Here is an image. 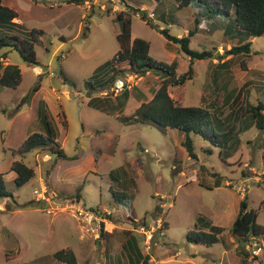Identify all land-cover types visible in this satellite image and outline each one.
<instances>
[{
    "label": "rangeland",
    "instance_id": "rangeland-1",
    "mask_svg": "<svg viewBox=\"0 0 264 264\" xmlns=\"http://www.w3.org/2000/svg\"><path fill=\"white\" fill-rule=\"evenodd\" d=\"M3 3L19 12L24 26L8 23L0 35L19 34L24 38L27 33L22 30L32 28L43 29L45 34L41 36L42 43L35 46L36 66L25 62L13 47L0 48V73L1 66L8 63L18 64L23 73L17 88L0 85V173H4L7 189L14 196L7 200L10 209H5L6 199L0 197V264H66L54 256L63 248L75 250L78 264H134L123 249L122 234L106 237L105 243L82 239L71 212L50 215L48 202L38 201L43 194L40 178L47 181L44 183L55 198L61 190L71 197L80 194L81 203L88 208L118 205L119 210L109 217L122 227L133 223L135 217L150 219L160 206L166 227L162 235L159 231L156 233L150 251L144 247L150 264H242L236 242L226 245L233 237L228 230L222 241L210 246L188 241L187 233L206 219L226 223L224 215L218 214L217 218L215 208L220 199L227 203L225 196H221L224 192L204 187L197 181L194 169L202 163L209 167V172L231 177L237 208L241 197L247 195L249 206L258 210V221L264 224V133L256 127L247 105L264 100V35L254 38H247L243 33L226 35L222 28L223 16L221 19L208 16L198 23L190 47L211 50L214 57L194 60L193 78L169 86L170 95L181 105L211 106L216 123L219 125L218 117L223 118L225 128H233L237 133L233 140L234 152L226 159L221 157L218 147L197 139V161L184 157L188 152L180 146L183 132H166L153 124H127L118 119V115L133 113L142 102L153 97L162 79L157 73L143 77L121 72L111 85L103 86L112 77L111 68L127 65L112 62L119 50L117 34L121 25L116 20L117 12L131 11L133 38L149 41L150 53L155 59L166 63L177 61L180 75L188 71L191 59L180 43L168 40L158 28L167 27L175 36L187 35L197 25L192 9L181 10L174 0H164L159 8L156 0H86L81 4L69 0H3ZM143 5L153 19L150 23L138 10ZM202 8L208 11L204 5ZM153 12L155 15L151 16ZM162 13H166L165 19ZM230 20L234 23V18ZM243 40L252 41L250 53H228ZM37 66L42 69L40 73ZM129 79L133 86L126 89L133 98L121 114V110L117 111L120 106L116 109L112 105L117 96L112 92L105 96L103 92ZM38 84L40 88L34 91ZM27 95L28 99L23 102ZM92 97L98 105L100 101L106 103L103 100L106 99L107 104L103 106L107 111L89 104ZM40 99L47 102L66 158L43 149L18 152L24 140L41 129L36 120ZM60 113L65 114L67 125ZM203 144L212 147L213 153L201 150ZM22 158L35 168L36 175L19 187L11 165ZM128 160L138 162L129 174L115 170L124 183L122 188L112 190L123 200L113 204L109 173ZM53 166L51 182L49 173ZM209 172L210 182L215 181ZM238 177L248 179L236 181ZM240 183H244L242 189ZM121 190L128 197L134 195L132 209ZM257 244L264 246L263 242ZM248 249L251 258H262V251L254 253L252 244ZM256 261L255 264H264V260Z\"/></svg>",
    "mask_w": 264,
    "mask_h": 264
},
{
    "label": "trees",
    "instance_id": "trees-1",
    "mask_svg": "<svg viewBox=\"0 0 264 264\" xmlns=\"http://www.w3.org/2000/svg\"><path fill=\"white\" fill-rule=\"evenodd\" d=\"M158 2L157 8L160 7L164 0H156ZM81 4L86 0H69ZM178 3V7H190L196 15V28L192 29L185 36H175L170 33L167 27L158 28V31L163 34L168 40L180 43L182 50L189 55L191 64L188 71L178 74L177 61L166 63L152 57L150 50L151 44L144 38L132 37V12L123 9L117 12L116 20L120 22L121 30L117 34L119 42V50L114 55L112 62L127 63V67L119 68L118 65L111 68L112 77L108 78L103 86L111 85L112 82L119 77L121 72L129 71L137 76H146L148 72L157 73L161 79L160 86L154 91L153 97L149 101H144L136 110L129 115H120L118 119L127 124L143 122L153 124L163 130L168 128L177 129L184 133L182 146L189 153L190 157L199 160L196 140H203L210 142L220 149L221 157L232 155L233 140L236 131L233 128L227 129L223 125L225 119L218 117L219 125L214 118V109L211 106L198 105H181L175 102L169 92V86H177L185 83L188 79L193 78L194 70L193 63L196 59L213 58V52L205 49L202 51L194 50L190 47L192 36L197 33L198 23L200 20L210 16L225 19L222 28L226 35L237 36L244 34L247 38H254L264 35V0H174ZM176 5V4H174ZM202 5L208 10L202 8ZM134 10V9H132ZM142 11V16L147 18L150 23L153 19L149 17V13L145 9H138ZM165 14L162 17L165 19ZM19 17V13L14 8L7 6L0 0V31L7 27L8 23L16 24L15 18ZM234 18V23L230 19ZM215 28H217L215 26ZM27 33V37H20L19 34L8 36L0 35V48L3 46H11L18 50L23 60L32 65H38L37 55L35 51L36 44L42 43V38L45 34L43 29L32 28L31 30H22ZM242 38V37H241ZM240 38V39H241ZM246 38V39H247ZM243 39V38H242ZM252 51V41L243 40L240 45L233 46L228 53H250ZM107 62V65L112 64ZM3 71L0 73V85L9 88H17L23 79V73L18 64L8 63L1 66ZM115 69V70H114ZM64 74V72H63ZM65 75V74H64ZM67 78V77H65ZM71 82L70 79H65ZM93 86V85H91ZM40 88V84L36 85L34 91ZM94 88V87H93ZM130 91L125 89L122 93L117 95L118 101L125 105ZM29 95L25 96L23 102L28 99ZM94 100L91 98L90 103ZM100 101V105L107 104ZM94 105V103H92ZM248 109L250 116L253 117L255 125L264 133V100H260L258 104H249ZM63 117V123L67 125V119L64 113H60ZM38 119L41 124L39 131L32 132L18 148V152L23 154L34 149H43L50 154L57 155L59 158H66L64 148L58 140V128L51 119L49 108L45 100H41L38 108ZM204 149L208 153H213L212 147L201 145V150ZM180 150H178L179 152ZM11 170L16 173L15 183L17 186H23L29 182L35 175V168L28 165L25 160L16 159L11 165ZM209 167L201 164L197 169V180L200 185L207 188H215L220 186L225 177L216 172H209ZM214 177L215 181L210 182L209 175ZM244 182V181H243ZM241 184V183H240ZM243 184V183H242ZM231 189H234L229 184ZM235 190V189H234ZM0 197L5 198V209H10L8 198H14L13 193L7 189L4 173H0ZM73 198H80V194L72 196ZM247 195H244L240 200L239 209L237 208L236 218L232 226L228 229L238 243V250L241 254L242 264H251L257 257L253 256L249 259L251 254L248 245L255 239L264 235V224L258 221L259 212L257 209L249 206ZM160 208L157 207L153 216L150 219L154 220L161 215ZM110 216V215H109ZM153 217V218H152ZM147 221L145 217L141 223ZM166 222V221H165ZM164 222V227H166ZM199 225L196 224L194 229L189 230L187 239L196 244H205L207 246L213 245L223 240V233L227 230L224 226L213 224L212 220L206 219ZM161 234V233H160ZM156 235V234H155ZM162 235V234H161ZM54 256L59 261L66 264H78V256L71 248H63L57 250ZM143 264H150L149 256H142Z\"/></svg>",
    "mask_w": 264,
    "mask_h": 264
},
{
    "label": "crops",
    "instance_id": "crops-1",
    "mask_svg": "<svg viewBox=\"0 0 264 264\" xmlns=\"http://www.w3.org/2000/svg\"><path fill=\"white\" fill-rule=\"evenodd\" d=\"M157 2V1H156ZM178 4V3H177ZM6 5V4H5ZM7 6H10L12 7V5H7ZM157 6H158V2H157ZM13 8V7H12ZM190 7H182L180 8L181 10L183 9H188ZM141 9H147V7L145 5L142 6ZM156 10V9H154ZM19 13V12H18ZM16 19H18L19 21H15ZM14 21L16 22V24H19L20 26H24L23 24V21L22 19H20L19 17L18 18H15ZM133 37V36H132ZM134 39V38H133ZM127 64V63H126ZM128 65H126L127 67ZM37 68V72L40 73L42 71V69L40 67H36ZM127 72V71H126ZM151 72H148L147 74H149ZM145 77V76H143ZM93 98V97H92ZM133 98V95H131V92H130V95L123 107V105L121 104V102H123V96L121 97V102L118 101V98L116 99H113L114 101L112 102V105L114 106V108H118L120 106V108L117 109V111H120L121 110V114L122 112L125 110L126 106H127V103L128 101ZM41 100H45V99H40ZM95 100V99H94ZM93 100V101H94ZM106 100V99H105ZM116 100V101H115ZM40 101H39V104H40ZM91 101V99H90ZM95 106H97L98 109H101L102 111H107L106 108H104V106H101L100 104L98 105L97 102H93ZM46 102V101H45ZM47 103V102H46ZM89 102V104H92ZM39 104L37 105V117H36V120H39L38 119V108H39ZM141 105V104H140ZM139 105V106H140ZM119 116V115H118ZM40 123V121H39ZM137 123H141V124H145L143 122H137ZM132 124H136V123H132ZM169 130H177V129H171V128H168L166 130V132H168ZM178 132H181V131H178ZM184 139V135H182L180 133V146H182V141ZM232 152H234V150H232ZM51 157V156H50ZM102 157V156H101ZM184 157L187 159L190 157L189 153H185L184 154ZM98 160H101V158L99 159H96L95 161L97 162ZM137 160H128L122 164H120L116 169L114 170H111L110 173H109V180L111 181V185H110V191L112 192V202L113 204H118L119 202H121L123 200L122 196H117L112 189L113 187H116V188H122L124 182H121L119 180V176H118V173L115 171L118 169V171H121L123 174H129L131 173V171H133L135 168H136V165H137ZM196 174H197V169H194ZM54 172V166H53V169L51 170V172L49 173V178L52 182V174ZM181 174H184V171H181ZM221 174V173H220ZM222 175V174H221ZM35 177V176H34ZM225 179L223 181V183L218 186V187H215L214 189L220 191V192H224L221 193V196H225V198L227 199V203H226V200H222L220 199V202L216 205V209H217V218H218V214L220 215H224L225 216V222L224 224H222L221 222H218V220L214 221L213 224H217V225H221V226H224L227 230L232 226L235 218H236V214H237V206L235 204V198H234V194L232 192V189L229 187V184H231L233 181H231V177L229 176H224ZM248 178H245V179H239V177L237 179H235L236 181H245L247 180ZM132 181H133V178H132ZM198 181V180H197ZM44 182H47L44 178H40V184H42V189H45V188H48ZM54 187V186H53ZM52 190H54V188H51ZM49 190V189H48ZM56 191V190H55ZM57 195H59V197H71V196H67L65 194H63V192L60 190H58L57 192ZM121 194L124 196V198L126 199L127 198V205L129 208L132 209L133 207V202L135 201L134 199V195L132 194L130 197L127 196V194L125 193L124 190H121ZM243 198V196L241 197ZM80 201H81V196H80ZM111 207V208H110ZM110 207H106V208H102L101 206H97L96 209L100 210V211H109L111 213L113 212H117L119 210V207L118 205H114V206H110ZM150 220V219H147V221ZM137 221L139 222H142V219H138V218H133L132 222L133 223H130L128 226L126 227H122V226H119L120 224H116V229L113 233L111 232H106L103 236L102 239H99V240H96V241H99L100 243H105L106 242V237L110 236V235H113V236H116V235H123L125 238H124V242H123V249L125 250L126 254L129 255V258L131 261H134V264H139L141 261V257L144 255L146 256L148 253H146L145 249H144V237L143 235L135 232V231H132L131 229L134 228V226L137 225ZM168 222V221H167ZM119 231L121 232L120 234ZM225 233V232H224ZM223 233V234H224ZM223 236V235H222ZM255 241L258 243L260 242H263V245H264V235L255 239ZM230 242H236L235 243V247H238V243L236 241V238L233 236L230 238L229 241L226 242V245H231ZM74 250V249H73ZM75 251V250H74ZM227 251V249L225 250V252ZM76 253V252H75ZM262 258L260 257H257L255 260H253V262L251 264H255L254 261H260V260H264V246H263V249H262ZM78 256V255H77ZM249 259H252L251 256ZM130 263V262H129Z\"/></svg>",
    "mask_w": 264,
    "mask_h": 264
},
{
    "label": "built area",
    "instance_id": "built-area-1",
    "mask_svg": "<svg viewBox=\"0 0 264 264\" xmlns=\"http://www.w3.org/2000/svg\"><path fill=\"white\" fill-rule=\"evenodd\" d=\"M150 14L151 16L155 15L154 12ZM132 86L131 79L119 81L115 85H112L109 90H104L103 95L107 96L112 92L117 96L126 88H131ZM243 185L244 183L241 184L239 188L242 189ZM38 201L48 202L47 204L49 207L47 208V212L50 215L55 216L59 212H71L76 217L82 239H93L96 241L102 239L106 232L113 233L116 229L115 223L109 217L111 212H103L96 208H88L81 203L80 198H55V196L49 192L48 188H45L43 189V194L38 197ZM164 222V216L160 215L152 221H146L144 223L137 221V225L131 230L143 235L144 247L146 250L150 251L155 234L158 231L163 234ZM251 244L253 248H255L254 253L257 254L262 251L263 247H260L257 242H252Z\"/></svg>",
    "mask_w": 264,
    "mask_h": 264
}]
</instances>
